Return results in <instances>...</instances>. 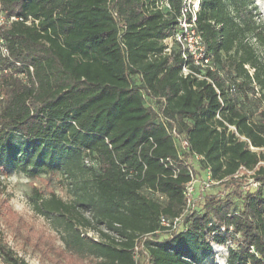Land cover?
<instances>
[{"label":"trees","instance_id":"trees-1","mask_svg":"<svg viewBox=\"0 0 264 264\" xmlns=\"http://www.w3.org/2000/svg\"><path fill=\"white\" fill-rule=\"evenodd\" d=\"M156 1L0 0V173L66 176L72 202L52 195L40 211L80 264H136L139 242L149 264H214L213 246L225 264H264V19L254 0H201L213 71L184 77L179 51L163 53L182 0ZM188 167L219 186L243 167L259 186L201 197L180 233L157 234L185 207ZM0 262L26 264L1 243Z\"/></svg>","mask_w":264,"mask_h":264},{"label":"rangeland","instance_id":"rangeland-1","mask_svg":"<svg viewBox=\"0 0 264 264\" xmlns=\"http://www.w3.org/2000/svg\"><path fill=\"white\" fill-rule=\"evenodd\" d=\"M254 1L264 19V0ZM4 21V17L0 15V25ZM2 53L4 54L3 49ZM250 178L257 181L251 176L241 174L234 183L212 187L202 198L215 195L233 200L236 194L253 192ZM69 182L66 176L60 173L41 175L34 179L27 178L22 173L12 172L7 176L0 173V243L26 264H80L67 258L62 251L63 226L58 224L53 216L44 215L40 211L43 210L42 201L49 200L52 195L65 203L72 202L74 196ZM193 196L195 206H198L201 195L196 191ZM86 217L88 218L87 215ZM88 235L97 237L92 232ZM213 249V261L216 264H225L222 259L225 251L215 246ZM134 260L136 264H149L141 242L138 243Z\"/></svg>","mask_w":264,"mask_h":264},{"label":"built area","instance_id":"built-area-1","mask_svg":"<svg viewBox=\"0 0 264 264\" xmlns=\"http://www.w3.org/2000/svg\"><path fill=\"white\" fill-rule=\"evenodd\" d=\"M200 1L201 0H182L178 15L176 17V30L168 38L163 40L164 54L170 55L173 47H175L179 51L180 59L184 62V65L181 69V73L184 77L187 74H193L188 67L189 64L200 69L208 68L213 71V66L211 64L212 57L207 54L205 44L196 25L197 14L200 9ZM154 8L163 11H171V7L167 0L156 1ZM10 20L14 21L16 19L10 18ZM34 23L37 24V21H34ZM26 24H30V18L28 19ZM118 37L119 39L121 38L120 33L118 34ZM3 51L5 53L4 49ZM159 104L161 110L166 107V104L163 101L162 104ZM155 111L157 112L161 123L166 126L167 119L162 116L160 110L155 109ZM228 130L231 131L237 138H239L240 141H245V138L239 136L233 126H228ZM167 132L172 137L176 147L183 151H187L189 149L188 142L183 137L177 134L174 127L170 130L167 129ZM192 157L195 161L203 160V158L198 155H194ZM188 174L189 182H187L184 186V209L179 216H176L174 218H167L164 215H161L158 221L160 229L156 232L157 234L180 233L185 218L190 215L192 213V210H194L195 208V199H193V195L195 194V192L198 191V194H200L202 197L205 192L220 183L212 178L210 169L208 168L203 170L202 174L197 175L194 172V169L188 167ZM241 174H244L245 176H251L252 172L241 167L235 177H239L241 176ZM249 182L251 183L250 185L254 188L255 191L258 187V182L253 181L252 178L249 179ZM147 191L153 197L161 199L159 193H153L151 190ZM222 230H224V228H222ZM218 248L223 249L222 247ZM136 251L137 247L135 248V253Z\"/></svg>","mask_w":264,"mask_h":264}]
</instances>
